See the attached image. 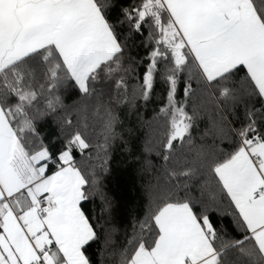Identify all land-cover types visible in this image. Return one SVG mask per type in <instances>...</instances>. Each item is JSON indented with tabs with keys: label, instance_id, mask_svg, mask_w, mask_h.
Instances as JSON below:
<instances>
[{
	"label": "snow or ice",
	"instance_id": "6c2138e0",
	"mask_svg": "<svg viewBox=\"0 0 264 264\" xmlns=\"http://www.w3.org/2000/svg\"><path fill=\"white\" fill-rule=\"evenodd\" d=\"M52 2L82 10L104 49L94 68L115 65L107 83L143 132L120 148L152 179L121 217L105 184L117 118L93 142L57 95L21 134L25 97L9 94L0 264H264V0ZM70 82L82 100L99 80L89 69Z\"/></svg>",
	"mask_w": 264,
	"mask_h": 264
},
{
	"label": "trees",
	"instance_id": "16d2710c",
	"mask_svg": "<svg viewBox=\"0 0 264 264\" xmlns=\"http://www.w3.org/2000/svg\"><path fill=\"white\" fill-rule=\"evenodd\" d=\"M129 47L131 49L129 55L137 56L135 42H130ZM114 67V64L101 65L98 70L95 69L99 83L91 86L96 91L90 97H84L81 100L70 82V74L57 49L49 44L0 69V104L7 102L14 107L17 106L15 100L9 99V94L25 97L18 105L24 114L20 116L17 127L21 134H27L31 129L24 127L25 120L36 117L38 111L46 110L47 104L59 95L63 103L68 106L66 111L72 113L74 123L86 124L88 132L93 137V142L98 140L101 143L109 114L115 116L117 119L114 132L120 133V136L115 137L110 143L109 167L111 172L106 177L105 184L110 192L115 193L125 202L120 210L121 217H123L134 213L137 206L141 204L140 187L148 183L152 176L148 172H145L143 176L134 175L129 168L127 155L121 151L120 145L123 140H130L135 144L136 139L142 136L143 132L137 123L136 112L130 113L128 107L122 104L123 96L117 97L110 90L107 80ZM160 89L161 85L157 84L156 90L160 91ZM77 100H81V103L74 104ZM152 107L153 105L150 104L149 109ZM58 115H63V112ZM199 127L201 130L204 128L203 120ZM129 129L132 131L129 132ZM49 131L52 134V130ZM195 131L194 128V134ZM184 151H191V149L186 146ZM152 160L153 163H158L154 156Z\"/></svg>",
	"mask_w": 264,
	"mask_h": 264
},
{
	"label": "crops",
	"instance_id": "0c3cea01",
	"mask_svg": "<svg viewBox=\"0 0 264 264\" xmlns=\"http://www.w3.org/2000/svg\"><path fill=\"white\" fill-rule=\"evenodd\" d=\"M49 44L69 74L76 75L95 70L104 51L102 43L93 42L77 6L52 0H0V69Z\"/></svg>",
	"mask_w": 264,
	"mask_h": 264
}]
</instances>
